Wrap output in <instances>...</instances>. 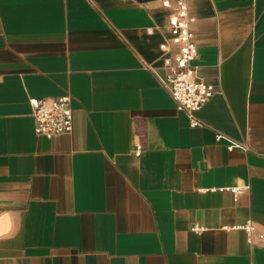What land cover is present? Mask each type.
Here are the masks:
<instances>
[{"label": "crops", "instance_id": "crops-1", "mask_svg": "<svg viewBox=\"0 0 264 264\" xmlns=\"http://www.w3.org/2000/svg\"><path fill=\"white\" fill-rule=\"evenodd\" d=\"M187 3L197 126L163 0H0V264H264V0ZM64 95L73 131L38 135Z\"/></svg>", "mask_w": 264, "mask_h": 264}, {"label": "built area", "instance_id": "built-area-1", "mask_svg": "<svg viewBox=\"0 0 264 264\" xmlns=\"http://www.w3.org/2000/svg\"><path fill=\"white\" fill-rule=\"evenodd\" d=\"M163 5L172 9L169 16V27L172 36L161 45L165 52H169L172 46L177 51L172 57H166L164 61L168 74L162 79V84L166 87L177 103L179 111L188 114L193 126L200 125L196 118V113L214 95V87L204 83L197 74L194 61L198 55V46L195 42L194 34L191 30L193 18L188 11L187 0H163ZM32 115L35 119V131L38 135L48 138L58 134H68L73 131L74 115L70 95L60 97L32 98ZM218 140L222 138L218 135ZM234 145H230L232 149ZM142 148L137 146L136 154L140 155ZM246 187L235 186L230 190L237 197ZM247 230H252L249 222Z\"/></svg>", "mask_w": 264, "mask_h": 264}]
</instances>
